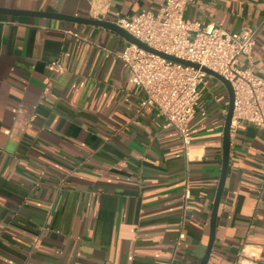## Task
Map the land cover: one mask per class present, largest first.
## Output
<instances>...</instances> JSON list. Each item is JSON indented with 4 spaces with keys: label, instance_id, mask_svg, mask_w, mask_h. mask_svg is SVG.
Returning <instances> with one entry per match:
<instances>
[{
    "label": "crops",
    "instance_id": "0c3cea01",
    "mask_svg": "<svg viewBox=\"0 0 264 264\" xmlns=\"http://www.w3.org/2000/svg\"><path fill=\"white\" fill-rule=\"evenodd\" d=\"M166 1L0 0V264L202 262L226 88L212 77L200 88L186 151L155 108L140 109L146 95L119 58L129 43L69 19L114 23ZM185 17L256 30L251 63L264 78V0H192ZM208 264H264V130L246 121L231 127Z\"/></svg>",
    "mask_w": 264,
    "mask_h": 264
},
{
    "label": "built area",
    "instance_id": "2783aa9c",
    "mask_svg": "<svg viewBox=\"0 0 264 264\" xmlns=\"http://www.w3.org/2000/svg\"><path fill=\"white\" fill-rule=\"evenodd\" d=\"M191 1L167 0L158 14L142 12L132 19L118 17L114 23L153 49L198 63L225 77L235 93L232 124L246 121L264 130V78L254 72L251 63L256 30L246 28L231 33L221 26L190 21L185 13ZM119 58L127 64L134 84L146 95L140 109L155 108L165 128L174 129L188 151L192 145L189 122L199 109L200 88L210 76L133 44ZM242 58L248 60L247 68L241 67ZM48 68L57 74L65 71L58 61ZM48 92L49 88L45 93Z\"/></svg>",
    "mask_w": 264,
    "mask_h": 264
},
{
    "label": "water",
    "instance_id": "95a60500",
    "mask_svg": "<svg viewBox=\"0 0 264 264\" xmlns=\"http://www.w3.org/2000/svg\"><path fill=\"white\" fill-rule=\"evenodd\" d=\"M69 19H72L74 22L103 27L111 31H114L120 36H122L129 44L136 45L137 47L143 49L144 51L151 53L153 55H156L158 57H161L162 59H165V60H168L174 63L182 64L187 67L194 68L196 70H201L203 73L209 75L210 77L217 79L226 88L227 93H228V110H227V116L225 120L224 134H223V166H222L221 177H220L217 194L215 197L212 217H211L210 240H209L206 254L202 262L200 263V264H208L210 255L213 249V245H214L218 210H219L220 202L222 199V195H223V191H224V187L226 183V178L228 174V167L230 163L231 127H232V121L234 117V103H235V93H234V89H233L231 82H229L225 77L218 74L217 72L207 67H204L198 63L190 62L182 58H179L177 56L170 55V54H167V53H164V52H161V51H158L156 49L149 47L148 45L142 43L140 40H138L137 38L129 34L126 30L116 25L115 23H110V22L101 21V20H85V19H79V18H69Z\"/></svg>",
    "mask_w": 264,
    "mask_h": 264
},
{
    "label": "rangeland",
    "instance_id": "374dc122",
    "mask_svg": "<svg viewBox=\"0 0 264 264\" xmlns=\"http://www.w3.org/2000/svg\"><path fill=\"white\" fill-rule=\"evenodd\" d=\"M213 78V77H212ZM215 79V78H214Z\"/></svg>",
    "mask_w": 264,
    "mask_h": 264
}]
</instances>
